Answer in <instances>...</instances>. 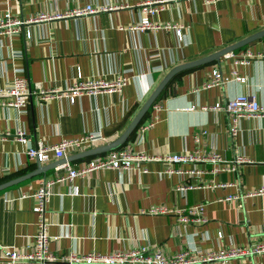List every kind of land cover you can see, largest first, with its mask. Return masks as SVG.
<instances>
[{
  "label": "crops",
  "instance_id": "crops-1",
  "mask_svg": "<svg viewBox=\"0 0 264 264\" xmlns=\"http://www.w3.org/2000/svg\"><path fill=\"white\" fill-rule=\"evenodd\" d=\"M143 1L0 0V16L8 10L23 21L17 33H0V88L15 76L25 77L31 90L60 92L76 80L126 78L117 92L82 93L73 103L60 94L47 100L31 96L20 110L0 106V133H7L0 136V184L35 168L37 160L26 154L28 146H52L86 132H100L103 140L98 145L114 140L172 66L199 59L264 28V0H175L165 3L151 20L182 24V40L173 30H130L128 26L141 17ZM87 4L100 9L78 16L70 13ZM40 13L48 16L30 20ZM246 50L263 52L264 36L233 50L229 57L173 75L124 142L157 158L192 149V132L204 129L203 150L213 148L228 161L238 155L245 158L235 171L213 177L215 183L231 185L187 190L182 200L172 192L179 176L163 173L156 160L143 163L145 172L104 169L57 183L45 211L51 254L157 246L172 255L194 248L245 245L264 233V193L247 195L264 190V114L239 119L237 134L230 136L226 112L211 108L238 94L252 95L264 107V58L234 63ZM212 69L229 80L195 91ZM231 70L244 80H234ZM17 130L24 133L26 143L15 139ZM89 157L67 163L78 168ZM55 160L49 155L38 162ZM59 164L0 191V264H9L2 250L23 247L32 239L36 223L32 194L41 180L64 172ZM72 186H77V195L71 194ZM227 196L235 197L225 200ZM196 203L203 204L204 224L177 226L173 213L143 212L150 205L182 209ZM229 264H264V253L233 258Z\"/></svg>",
  "mask_w": 264,
  "mask_h": 264
},
{
  "label": "built area",
  "instance_id": "built-area-1",
  "mask_svg": "<svg viewBox=\"0 0 264 264\" xmlns=\"http://www.w3.org/2000/svg\"><path fill=\"white\" fill-rule=\"evenodd\" d=\"M175 0H144L140 4V19L129 25L128 29L144 31L173 30L177 40H182L183 25L179 23L157 22L151 20L158 10H161L165 3ZM214 0H205L210 3ZM100 8H94L89 4L83 7H75L70 13L78 16L83 14H91ZM46 14L40 13L31 21L45 18ZM59 17L58 13L53 14ZM23 21L17 17L11 16L8 10L4 11L0 16V33H17L18 26ZM28 33L25 34L28 37ZM232 52L223 54L229 57ZM264 58V51L252 54L250 51H243L238 58H234V63L247 64L250 58ZM230 74L236 81H243L244 77L237 76L235 70H231ZM79 77V76H77ZM229 78L222 76L217 69H212L206 80L198 87V89H206L212 86L221 85L228 81ZM126 83V78L122 76H113L110 81L102 80H76L72 85L67 87L63 92L57 90H31L25 77L15 76L12 81L0 88V106L20 110L25 108L28 99L35 96L39 100H47L54 96L64 94L69 103H73L75 98L82 93L95 94L97 92H117ZM155 109L157 105H152ZM204 108V107H203ZM213 110H224L228 116V132L230 136H235L238 132V121L241 118L249 119L252 117H260L264 114V107L259 105L252 95L238 94L224 103H215ZM154 120V119H153ZM142 126L140 131L149 127L152 121ZM6 134H1V138ZM207 136L204 129H197L192 132L191 138L194 147L190 150H182L180 152L166 154L161 157L148 156L142 152L134 151L124 144L106 151L104 153L90 156L85 164L78 168L71 167L67 161L58 165L59 170H63L62 174L56 175L52 179H43L33 192L32 197L34 205L32 211L36 216L35 230L32 239L23 247L2 250L1 256L7 260L9 264H229L233 258L248 257L256 254L264 253V233L253 242L245 245H230L220 247L216 250H200L194 248L192 250H183L176 254L166 255L157 246H139L125 250H113L107 253L98 252H68L62 256H55L48 250L49 235L47 233L48 222L45 219L46 204L52 193V188L57 183L71 182L74 177H85L88 172L113 169L119 172H145L143 163L156 160L161 163V171L166 174H175L179 176L180 181L174 186L172 192L180 199L184 200L186 191L197 188H213L216 186H230L231 183L221 184L213 182V177L223 171H235L237 165L245 161L241 155L236 156L233 160H224L213 148L203 150L202 142ZM15 139L21 143H26L27 138L21 130L15 132ZM103 140L100 132H86L72 138H65L52 146L38 145L36 147L28 146L26 154L29 158H35L37 161H45L49 155L54 159H65L69 153L83 151L95 147ZM183 165L187 167H182ZM205 175L211 179L205 180ZM264 193L260 189L257 192H251L247 195ZM71 194L77 195V186L71 187ZM231 197L227 196L225 200ZM143 212L148 214H168L173 213L175 223L178 226L187 224H204L206 218L203 215V204L196 203L182 209H170L165 205H150ZM221 232L216 234L219 239ZM200 238H204L201 234Z\"/></svg>",
  "mask_w": 264,
  "mask_h": 264
},
{
  "label": "water",
  "instance_id": "water-1",
  "mask_svg": "<svg viewBox=\"0 0 264 264\" xmlns=\"http://www.w3.org/2000/svg\"><path fill=\"white\" fill-rule=\"evenodd\" d=\"M264 36V28L249 35L246 36L230 45H227L211 54H208L206 56H203L199 59L196 60H192V61H188V62H184V63H180L177 65L172 66L167 72H165V74L162 76V78L158 81V83L156 84V86L153 88V90L150 92V94L147 96V98L145 99V101L142 103V105L140 106V108L137 110V112L134 114V116L132 117V119L129 121V123L126 125V127L124 128V130L119 134V136H117L114 140L83 150V151H79L73 155L67 156L65 159H58L55 160L49 164H45V165H40V163L38 161L35 162V168L23 175H20L16 178H13L11 180L5 181L3 183L0 184V191L3 190L4 188L15 184L21 180H24L26 178H29L33 175L39 174V173H43L46 169L53 167L54 165L58 164V163H63L65 161L69 162L78 158H82V157H89V156H93L96 154H100V153H104L106 151L115 149L119 146H121L125 140L127 139V137L129 136V134L134 130V128L136 127V125L138 124L139 120L141 119V117L144 115V113L146 112V110L149 108V106L152 104V102L154 101V99L156 98V96L158 95V93L162 90V88L165 86V84L168 82V80L175 74L179 73L182 70H186L189 69L191 67L194 66H198L204 63H208V62H212V61H217L221 56H223V54L228 53V52H232L235 49L240 48L241 46H244L245 44Z\"/></svg>",
  "mask_w": 264,
  "mask_h": 264
},
{
  "label": "trees",
  "instance_id": "trees-1",
  "mask_svg": "<svg viewBox=\"0 0 264 264\" xmlns=\"http://www.w3.org/2000/svg\"><path fill=\"white\" fill-rule=\"evenodd\" d=\"M162 90H163V88H162ZM162 90L158 93V96H156V98H155V100L154 101H156L157 99H158V97L160 96V94H161V92H162ZM124 144V143H123ZM122 144V145H123Z\"/></svg>",
  "mask_w": 264,
  "mask_h": 264
}]
</instances>
